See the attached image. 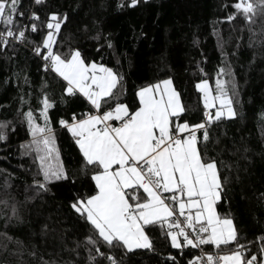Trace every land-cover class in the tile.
<instances>
[{"label":"trees","instance_id":"16d2710c","mask_svg":"<svg viewBox=\"0 0 264 264\" xmlns=\"http://www.w3.org/2000/svg\"><path fill=\"white\" fill-rule=\"evenodd\" d=\"M21 3L26 14L21 23L29 22V11L38 14V24L52 12L66 15L56 49H79L86 62L103 63L116 71L122 77L121 101L130 107L139 87L170 77L191 109L189 118L198 122L203 106L195 84L207 78L214 86L218 68L225 61L230 64L239 87L234 105L237 116L210 127L207 154L217 160L224 183L217 210L230 215L240 243L253 241L247 246L256 253V237L264 234V47L249 46L248 28L241 16L230 22L225 19L233 11L227 5L234 0H139L133 7L128 6L129 0ZM253 27L258 30L261 22ZM26 34L40 39L39 31ZM63 87L58 76L44 69L31 44L10 41L0 48V121L8 123L7 140L0 141V199L14 197L21 217L20 222L5 225L0 216V232L23 243L22 257L0 250V264L5 260L9 264H42L41 258L58 264H88L85 244L91 227L70 204L77 196L93 193L94 182L91 172L83 169L78 145L58 121L70 120L73 113L79 116L89 105L79 94L67 95ZM45 93L54 102L49 116L68 179L51 182L47 192L37 194L33 178L42 179L37 175L38 162L20 146L32 139L23 112L31 108L38 117ZM149 236L151 249H117L113 254L123 264H187L190 254L198 253V249L186 248L181 253L173 248L158 227ZM0 242L6 241L0 237ZM8 247L18 246L9 242ZM33 251L35 256L29 255ZM97 264L108 262L97 257Z\"/></svg>","mask_w":264,"mask_h":264},{"label":"snow or ice","instance_id":"6c2138e0","mask_svg":"<svg viewBox=\"0 0 264 264\" xmlns=\"http://www.w3.org/2000/svg\"><path fill=\"white\" fill-rule=\"evenodd\" d=\"M42 2L34 0L35 4ZM138 2L129 0L128 6ZM227 6L233 9L226 15L227 21L237 15L245 20L249 46L264 47V0H234ZM22 7L21 0H0V25L4 29L0 31V48L10 41L31 44L44 69L61 79L63 91L79 94L89 105V110L79 116L73 113L70 120L58 121L78 145L83 169L91 172L94 182L93 193L77 196L70 204L91 227L85 244L88 264H97V257L108 264H123L113 250L151 249L149 231L157 227L181 253L186 248L199 249L198 255L190 254L187 264H264V234L256 237L258 251L251 252L247 245L253 241L240 243L233 219L217 210L224 183L217 160L207 154L210 127L237 116L234 105L239 87L230 64L225 61L218 68L214 86L207 78L195 84L203 106L198 122L189 118L191 109L170 77L139 87L130 107L121 101L122 77L116 71L103 63L86 62L79 49H56L66 15L52 12L38 24V14L29 11V22L21 23L20 18L26 15ZM258 20L261 27L257 30L253 25ZM38 31L39 41L26 34ZM100 38L99 34L95 37ZM39 102L38 117L31 108L23 112L32 139L20 146L25 155H33L38 162L37 175L42 179L33 178L37 194L47 192L51 182L68 179L49 116L54 102L46 93ZM7 128L8 123L0 121V141L7 140ZM0 206L5 225L21 221L14 197L0 199ZM0 237L6 241L0 242V250L22 257L20 240H13L7 232H0ZM9 242L18 247L10 250ZM202 246L214 247L215 251ZM29 255L35 256V252ZM41 260L42 264H58Z\"/></svg>","mask_w":264,"mask_h":264},{"label":"built area","instance_id":"2783aa9c","mask_svg":"<svg viewBox=\"0 0 264 264\" xmlns=\"http://www.w3.org/2000/svg\"><path fill=\"white\" fill-rule=\"evenodd\" d=\"M202 247H204V246H202ZM204 248H205V247H204ZM205 250H206V251H215V249H213V250H209V249H206V248H205ZM253 253H255V252H253ZM198 254H199V249H198V253H197V255H198ZM258 259H259V257H258Z\"/></svg>","mask_w":264,"mask_h":264},{"label":"crops","instance_id":"0c3cea01","mask_svg":"<svg viewBox=\"0 0 264 264\" xmlns=\"http://www.w3.org/2000/svg\"><path fill=\"white\" fill-rule=\"evenodd\" d=\"M163 79H167V78H163ZM163 79H162V80H163ZM172 81H173V80H172ZM173 86H174V83H173ZM174 87H175V86H174ZM177 91H178V90H177Z\"/></svg>","mask_w":264,"mask_h":264}]
</instances>
